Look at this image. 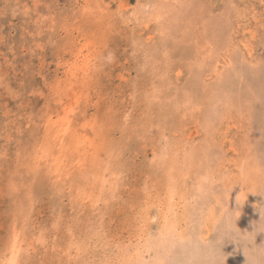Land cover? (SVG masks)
<instances>
[{"label": "rangeland", "instance_id": "obj_1", "mask_svg": "<svg viewBox=\"0 0 264 264\" xmlns=\"http://www.w3.org/2000/svg\"><path fill=\"white\" fill-rule=\"evenodd\" d=\"M164 216L264 264V0H0V264H142Z\"/></svg>", "mask_w": 264, "mask_h": 264}, {"label": "bare ground", "instance_id": "obj_2", "mask_svg": "<svg viewBox=\"0 0 264 264\" xmlns=\"http://www.w3.org/2000/svg\"><path fill=\"white\" fill-rule=\"evenodd\" d=\"M76 4V3H75ZM86 8V7H85ZM88 9H86L87 11ZM22 12V11H21ZM49 12V11H48ZM26 13V12H25ZM29 16V15H28ZM83 16V15H82ZM156 17V16H155ZM88 20V19H87ZM253 29V28H252ZM247 40V39H246ZM88 44V43H87ZM249 53V52H248ZM226 55V54H225ZM250 57V56H249ZM87 58V57H86ZM79 59V58H78ZM90 60V58H88ZM83 61V60H82ZM87 61V60H86ZM68 63V62H67ZM253 65V64H252ZM88 67V66H87ZM81 70V68H78V66L75 68V70ZM82 71V70H81ZM78 74V73H77ZM81 75V74H80ZM63 76V75H62ZM70 77V76H69ZM74 77V76H73ZM75 78V77H74ZM73 79V78H72ZM72 82V81H71ZM70 85V84H69ZM76 85V84H75ZM71 86V85H70ZM68 86V87H70ZM74 86V85H72ZM59 87V86H58ZM67 87V88H68ZM76 87V86H75ZM72 88V87H71ZM84 88V86H83ZM64 89V88H63ZM69 89V88H68ZM59 90V89H58ZM61 90V89H60ZM62 91V90H61ZM67 94V92H66ZM78 94V92H77ZM57 95L60 96L62 95V92ZM89 95V94H88ZM75 96V95H73ZM77 96V95H76ZM57 98V97H56ZM62 98V97H61ZM69 98V97H68ZM86 98V97H85ZM64 99V98H62ZM82 99V98H81ZM61 102V100H60ZM69 101H67L68 103ZM81 102V101H80ZM58 106H55V110H59L60 108H64L63 111L56 115H52V117H49V132L52 133V139L56 143V146H61L60 148L64 149L62 155L60 156V161L56 158L55 161H53L54 165L52 166L53 170H58V171H63L65 170L68 165L65 164V155L64 153L69 150L68 147L65 145H68L66 140L69 138V136H72L73 132H76L78 130L77 124L74 122L76 119L77 112L79 110V106L76 102L72 101L69 102L68 104L64 103L65 105L60 106L61 104L58 103ZM67 106V107H66ZM82 107V106H81ZM80 107V108H81ZM60 111V110H59ZM56 112V111H55ZM26 114V113H25ZM51 116V115H50ZM47 120V119H46ZM75 125V126H74ZM79 125V124H78ZM54 134V135H53ZM76 135V134H75ZM78 138V137H77ZM78 142L77 139H73ZM80 143V142H79ZM65 144V145H63ZM69 146V145H68ZM55 147V146H54ZM60 152V151H59ZM67 157V156H66ZM67 161L69 158H66ZM40 161V160H39ZM51 162V161H50ZM49 163V162H48ZM52 163V164H53ZM46 164V163H45ZM51 164V165H52ZM49 166V164H48ZM79 166V165H78ZM41 167V166H40ZM228 167V166H227ZM51 168V167H49ZM65 168V169H62ZM52 170V169H51ZM69 171H64L63 173H67ZM59 174V173H58ZM63 175V174H62ZM59 179V178H58ZM61 180V178L59 179ZM58 181V180H57ZM56 181V182H57ZM62 181V180H61ZM60 183V182H59ZM75 183V182H73ZM203 191V190H201ZM172 198V197H171ZM175 200V199H174ZM185 200V199H184ZM191 202V201H190ZM181 204V203H180ZM187 204V202H186ZM162 209V208H161ZM181 217V216H180ZM190 217V216H189ZM164 220L162 224L160 225V229L157 233H150L146 234L144 228L142 227L140 231L142 234H139L138 241L141 245L139 251L144 250L143 252L147 253L148 257L146 256L145 258L141 261L142 264H161L167 261L171 262L172 264H177L179 262L180 258L182 256L184 257L186 254V250L192 249L189 253L191 255V258H203L206 259L207 255L206 253L208 248H201V243L205 242V234H204V226L203 223L200 222V226L193 231L196 233L195 235L190 234L191 236L188 235H183L181 227L177 221V224L175 221H171L167 217H163ZM199 220V219H198ZM186 221V220H185ZM195 222V221H194ZM192 222V223H194ZM134 225V224H133ZM207 228V226H206ZM139 231V232H140ZM19 235V234H18ZM17 235V236H18ZM19 237V236H18ZM196 238V239H195ZM19 239V238H18ZM134 239V238H133ZM16 240V239H15ZM88 242V241H87ZM241 242V241H240ZM16 243V242H15ZM90 243V242H89ZM138 243V245H139ZM50 246V245H49ZM16 247V246H15ZM82 247V246H80ZM89 248V247H88ZM162 248V249H161ZM97 249V248H96ZM48 250V249H47ZM82 250V249H81ZM15 251V250H14ZM83 251V250H82ZM88 251V250H87ZM81 252V251H80ZM85 252V251H84ZM138 252V251H137ZM143 252L141 253L143 255ZM18 254V253H17ZM13 255L14 252H13ZM87 255V254H85ZM145 255V254H144ZM197 255V256H196ZM17 257V256H16ZM20 257V256H19ZM132 257V256H131ZM118 258V257H117ZM134 258V257H133ZM126 260V259H125ZM170 260V261H169ZM18 261V260H17ZM111 261V260H110ZM120 262V261H119ZM121 263V262H120ZM110 264V263H109ZM130 264V263H129ZM133 264V262H132ZM184 264V263H183ZM190 264V263H186ZM193 264V263H191ZM207 264V263H206Z\"/></svg>", "mask_w": 264, "mask_h": 264}]
</instances>
